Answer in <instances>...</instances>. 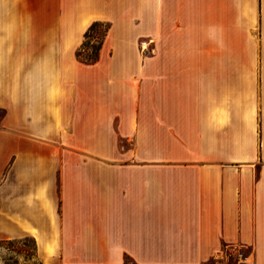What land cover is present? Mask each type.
<instances>
[{"label": "crops", "instance_id": "obj_1", "mask_svg": "<svg viewBox=\"0 0 264 264\" xmlns=\"http://www.w3.org/2000/svg\"><path fill=\"white\" fill-rule=\"evenodd\" d=\"M247 47L264 0H0V241L31 238L41 264H211L225 245L264 264Z\"/></svg>", "mask_w": 264, "mask_h": 264}, {"label": "rangeland", "instance_id": "obj_2", "mask_svg": "<svg viewBox=\"0 0 264 264\" xmlns=\"http://www.w3.org/2000/svg\"><path fill=\"white\" fill-rule=\"evenodd\" d=\"M141 51L153 53L152 47L141 45ZM247 54H264V47L246 48ZM23 242L17 244V254L10 250L7 246L0 247V264H41V261L36 257L34 252V244L31 238L21 239ZM242 255V257L240 256ZM252 252L243 246L225 245L222 252L214 259L211 264H251L245 259L250 258ZM10 259V261H9ZM128 261L126 264H130Z\"/></svg>", "mask_w": 264, "mask_h": 264}, {"label": "trees", "instance_id": "obj_3", "mask_svg": "<svg viewBox=\"0 0 264 264\" xmlns=\"http://www.w3.org/2000/svg\"><path fill=\"white\" fill-rule=\"evenodd\" d=\"M110 25L103 22H95L87 30L84 42L77 52V60L85 65H93L99 60L100 52L109 32ZM22 240H5L0 241V247L7 246L15 254H17V244H21ZM34 244V252L36 255V245ZM10 261V259H9ZM131 261L130 258H125V264ZM15 264H17L15 262Z\"/></svg>", "mask_w": 264, "mask_h": 264}, {"label": "built area", "instance_id": "obj_4", "mask_svg": "<svg viewBox=\"0 0 264 264\" xmlns=\"http://www.w3.org/2000/svg\"><path fill=\"white\" fill-rule=\"evenodd\" d=\"M242 257V255H240ZM246 260V259H245Z\"/></svg>", "mask_w": 264, "mask_h": 264}]
</instances>
